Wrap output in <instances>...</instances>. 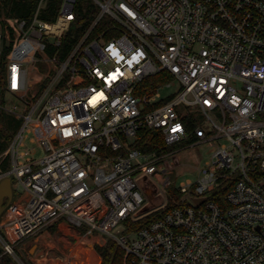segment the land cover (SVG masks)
Wrapping results in <instances>:
<instances>
[{
  "label": "built area",
  "instance_id": "built-area-1",
  "mask_svg": "<svg viewBox=\"0 0 264 264\" xmlns=\"http://www.w3.org/2000/svg\"><path fill=\"white\" fill-rule=\"evenodd\" d=\"M46 1L32 19L0 18L4 88L19 102L0 109L22 119L0 172L18 183L0 245L18 260L16 246L65 220L81 243L114 240L125 264H264V0H90L87 23L88 0H62L55 21L40 18ZM164 71L170 81L144 86ZM143 130L167 148L191 133L188 145L217 142L171 209L176 146L144 151ZM143 176L162 198L152 209Z\"/></svg>",
  "mask_w": 264,
  "mask_h": 264
},
{
  "label": "trees",
  "instance_id": "trees-1",
  "mask_svg": "<svg viewBox=\"0 0 264 264\" xmlns=\"http://www.w3.org/2000/svg\"><path fill=\"white\" fill-rule=\"evenodd\" d=\"M40 0H0V18H26L32 19ZM88 11L81 14V19L84 22H89L93 14L96 12V7L90 0L87 2ZM62 0H47L41 8L40 18L46 21H55L59 15ZM3 28L6 30L5 22L1 21ZM10 47L5 46L3 53L0 55V103H7V94L4 88L6 81V56ZM172 79L167 72H161L145 81L144 86L157 87ZM188 118V117H187ZM22 124V119L0 109V172L7 171L11 167V159L8 154H5L16 132ZM195 137L190 134V138L185 143L189 144ZM178 145V144H176ZM174 145L173 147H175ZM136 146L144 151H153L158 148L169 150L173 147H166L163 134L157 130H143L139 134ZM170 196L167 207L171 209L177 205V200L180 198V192L172 184L169 188ZM154 214H148L135 222V227H141L149 223ZM58 222L52 224L48 229L56 232ZM46 231H49V230ZM45 231V232H46ZM43 232V233H45ZM86 246V264H125L124 250L112 239L105 240L99 234L87 236L83 242ZM93 244V245H91ZM0 264H17V259L9 252L5 251L0 245Z\"/></svg>",
  "mask_w": 264,
  "mask_h": 264
},
{
  "label": "rangeland",
  "instance_id": "rangeland-1",
  "mask_svg": "<svg viewBox=\"0 0 264 264\" xmlns=\"http://www.w3.org/2000/svg\"><path fill=\"white\" fill-rule=\"evenodd\" d=\"M37 66L42 71L46 70V67L41 62H38ZM178 88L179 83L172 81L171 85L161 87L159 93L164 97L176 92ZM7 102L19 103L17 98H14L11 94H8ZM216 148V141L193 145H176V153L165 159L172 165L169 171L172 183L178 186L189 179L196 180L201 171L206 167L207 161L211 159ZM38 154H42L41 149H39ZM139 180L147 196L146 205L149 209L157 207L162 200V198L156 196L157 186L147 176H143ZM17 186L18 183L13 180L14 196L17 194ZM117 229L122 231L125 228L123 225H120ZM73 247L72 251H70L69 248L65 247L64 238L61 233L49 230L41 233L38 237L29 238L21 245L16 246L15 250L18 254L17 264H86V246L79 241ZM68 258L69 260L65 262L64 259Z\"/></svg>",
  "mask_w": 264,
  "mask_h": 264
},
{
  "label": "crops",
  "instance_id": "crops-1",
  "mask_svg": "<svg viewBox=\"0 0 264 264\" xmlns=\"http://www.w3.org/2000/svg\"><path fill=\"white\" fill-rule=\"evenodd\" d=\"M57 231L59 233H61L62 237L64 238L65 247L69 248L70 251H72V249L74 248L73 246L75 244L79 243L78 235L76 233V228L71 223H69L68 221L60 220L58 222ZM64 260H65V262H67L69 260V258L64 259ZM50 264H52V263H50Z\"/></svg>",
  "mask_w": 264,
  "mask_h": 264
},
{
  "label": "water",
  "instance_id": "water-1",
  "mask_svg": "<svg viewBox=\"0 0 264 264\" xmlns=\"http://www.w3.org/2000/svg\"><path fill=\"white\" fill-rule=\"evenodd\" d=\"M9 43L7 42V45ZM14 195L12 187V179L10 176L3 177L0 180V218L2 213L5 211L6 207L12 201ZM203 199H197L196 201H203Z\"/></svg>",
  "mask_w": 264,
  "mask_h": 264
}]
</instances>
